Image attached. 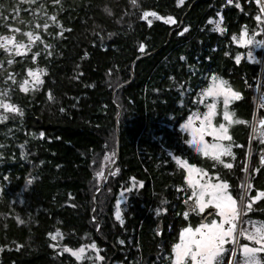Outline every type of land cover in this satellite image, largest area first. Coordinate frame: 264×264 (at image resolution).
<instances>
[{
    "label": "trees",
    "instance_id": "trees-1",
    "mask_svg": "<svg viewBox=\"0 0 264 264\" xmlns=\"http://www.w3.org/2000/svg\"><path fill=\"white\" fill-rule=\"evenodd\" d=\"M144 12L160 19H141ZM257 17L256 0H0V35L13 38L0 48V100L22 113L0 107V264H165L182 227L171 200L181 176L175 156L216 175L235 197L244 174L250 198L264 191V142L253 127L264 117V55L249 60L233 42L257 28ZM29 70L40 83L22 92ZM210 75L240 93L227 109L245 121L228 125L231 154L218 162L193 152L179 128L202 109L197 94ZM136 178L144 182L137 198ZM122 194L121 224L114 205ZM152 204L167 213L160 238ZM245 219L264 224V197ZM82 248L79 260L70 254ZM258 257L264 264V252Z\"/></svg>",
    "mask_w": 264,
    "mask_h": 264
},
{
    "label": "snow or ice",
    "instance_id": "snow-or-ice-1",
    "mask_svg": "<svg viewBox=\"0 0 264 264\" xmlns=\"http://www.w3.org/2000/svg\"><path fill=\"white\" fill-rule=\"evenodd\" d=\"M56 3H59V0H55ZM129 2L135 5L136 0H129ZM180 0H178V3ZM231 2V0H229ZM104 11L108 14H111L109 9L105 6ZM156 17V19H160V17L156 16V13L152 12H144L140 17L144 19L147 16ZM50 19H55V17H50ZM259 19V17H257ZM172 22V18L168 17L165 20V23ZM150 23V22H149ZM45 28L48 27L47 24L44 25ZM217 31L221 29L217 26ZM25 37L28 38L29 41L34 39L31 32L25 31L23 33ZM241 41L244 42L245 33L242 31L240 33ZM35 39H39V37H35ZM0 48H4L5 51L8 49L5 47V44H11L13 42V38L10 36H2L0 35ZM247 43H253V41L249 40ZM264 43V42H262ZM17 52H19L20 48L24 47L23 44H16ZM143 45L140 46L141 50H143ZM33 60H35V56H33ZM13 61L9 59L8 63L11 64ZM43 72V69L39 70ZM35 73L31 70L28 71V76H34ZM37 82L39 79L37 77ZM27 81H24L19 85L20 90L22 92L27 91L25 84ZM224 82L216 80L213 78V83L204 91V96H222L225 108H227L231 99H239L240 93L233 91L232 89L222 86ZM0 107H2L5 111H15L17 114H21L18 109L14 106L4 103L0 100ZM214 105H208V111L204 113L203 118L201 119V127L199 130L192 129L189 131V135L192 139L189 143L196 144L199 147V150L205 154L210 155L214 159L219 160L221 155H230L229 149L232 147L231 144L227 146H223L219 143L222 140H230L231 137L227 134L226 126L221 123L218 128L212 127V116L214 115ZM191 117L189 118V122L186 125H181L182 128L190 127L191 125ZM224 120H227L229 123H245L243 120H234L231 113L225 111ZM261 124H264V120L260 121ZM198 132V134H197ZM211 135L217 141L211 145L205 144L203 140L200 138L203 135ZM177 163L180 164V160L177 159ZM261 163L264 164V159L261 160ZM186 172L196 173L197 170L195 167H190L187 163L181 165ZM225 168H231V164H224ZM7 179V177H5ZM185 180L189 182V186L192 187V197L189 199H194L195 208L203 213L206 208L211 205L214 207L217 212L216 214L220 217L219 222L215 219L211 221V223H201L195 229L185 227L179 233V243H176L172 246L171 252V261L172 264H187L188 260H191V264H221V260L223 258V253L225 252L224 244L231 242L235 239L233 236L234 231V222L236 221L238 210L236 207V202L232 199L231 196L227 193L228 184L226 182H218L215 184H197L193 181H190V177L188 175L185 176ZM30 183V181H29ZM247 187L251 189L252 185L248 184ZM126 191H131V189H126ZM264 197V191H257L255 197H252V201ZM251 205H249V208ZM162 211V210H161ZM185 217L187 218L188 212H185ZM117 220L120 223H123V220L120 218V213H116ZM20 221H18L19 223ZM225 225L227 227H225ZM241 235L244 236L247 240L255 241L256 244L260 245L259 247H248L244 246L240 249L242 260L240 264H261L260 258L258 257V253L264 252V224L254 225L251 232L246 230H242L240 232ZM56 235H59V231H57ZM55 239V237H52ZM19 247V246H17ZM52 247V245H49ZM95 250L94 245H89ZM64 251L68 252L69 249L65 248ZM233 251V257L235 256V249ZM83 253V248L72 251L70 254L74 256L77 260L81 258ZM102 257L96 256L95 260L99 261ZM229 264H236L234 258H229Z\"/></svg>",
    "mask_w": 264,
    "mask_h": 264
},
{
    "label": "rangeland",
    "instance_id": "rangeland-1",
    "mask_svg": "<svg viewBox=\"0 0 264 264\" xmlns=\"http://www.w3.org/2000/svg\"><path fill=\"white\" fill-rule=\"evenodd\" d=\"M256 1H257L258 9L260 12V17H259L258 22H257V28L254 29L253 31L242 30L245 33L243 43L241 41L240 34H238L237 36H233V42L236 43V45H238L239 47L244 48V55L246 56L247 59L252 60V61L257 60L258 59V56H257L258 51H262V56L260 58V61L262 62L263 61V55H264V43H262V42H264V0H262V4L260 3L259 0H256ZM249 40L253 41V43H247V41H249ZM40 76H41L40 73H35V75L31 76V77L27 76L28 79H27V83L25 84V87L26 88H33L36 85H38V83H40V79H41ZM37 77L39 79V82H37ZM259 77L260 78H259V82H258L259 83L258 84V91H259L260 86L262 88H264L263 72H261V76H259ZM213 78H215L216 80L224 82L221 78H219L215 75L208 76L206 85L203 88H201L200 90H198V94H197V103L200 106H202V109H197V110L190 112V114H188L186 116L185 120L183 122H181L182 123L181 125H186V124H188L189 118L191 117L192 119H191L190 127L182 128L180 125L179 128L183 133H185L187 135V144L193 152H195L200 158H206V159L218 162V160L214 159L212 156L203 154L199 150L198 145L189 143V141L192 139V137L189 135V131L192 129H195V130L200 129L201 119L203 118L204 113L208 111V105H214V109H213L214 115L212 116V127L218 128L219 125L221 123H223L227 128V134H228V125H230V123L227 120H224V113H225V111L229 112V110L227 108L236 99H231L227 108H225L222 96H215V97L204 96L203 93L213 83ZM222 86L228 87L225 84V82ZM218 107H220L222 109L220 114H219V116L221 118L220 122H218L216 120L217 115H218V109H219ZM258 119H260V117H256L253 121V123L255 122L253 125L254 129H255L256 124L259 121ZM197 134H198V132H197ZM206 136L210 137V143H206V141H205ZM200 138L203 140V142L205 144H208V145H211V144L217 142L213 136L207 135V134L203 135ZM228 141L229 140H222V141H219V143L223 146H227ZM259 141L261 143L264 142V128L260 132ZM249 155H250V151L248 152V156ZM227 156L228 155H221L219 157V161H222V159L224 160V158H226ZM248 163H249V159L247 157V161L245 163V171H248V168H249ZM107 164H106V167H107ZM190 167H195L197 170H199L198 172L191 173V174L189 172H186V175H188L190 177V181H193L197 184H215L218 182H224L222 180H219L216 175L210 174L207 170L203 169L202 167H197L196 165H194V166L192 165ZM106 179L104 178V175L102 173V174L98 175L97 183L99 185L103 184ZM185 182H186L187 188L189 189L188 191L190 192V194H192V192H193L192 187L189 186V182H187L186 180H185ZM245 183H246V174H244L243 181L241 183L240 196L235 197V199H233L236 202V207H237L239 214L237 215L236 221L234 222L233 236L235 237V239L231 241V244L229 245L227 252H224L225 258H226V262H224L225 264H229V258H234V260L236 261V264H240V262L242 260L240 249L242 247H244V246L259 247L260 246V245L256 244L255 241L247 240L244 238L243 235L240 234V232L242 230H246L248 232H251L254 225H256V226L260 225V224L255 223V222L249 223L247 221V219H245V217L247 216V214L249 213V210L251 208V207L249 208V205H251V202H253L252 199L248 196L249 190L248 191L245 190ZM130 187L132 189H136V182L131 181ZM124 195L125 194L120 195V197L117 199V201H115V205H114V207H115L114 208L115 209V211H114L115 219H117L116 218L117 212H119L121 215V207H122V202H123L122 198ZM193 229H195V228H193ZM176 243H179V237H178V240ZM233 249H235V256L234 257H233V251H232ZM224 253H223V255H224ZM188 261H190V264H191V260H188ZM188 261H187V263H188ZM116 264H120V263H116Z\"/></svg>",
    "mask_w": 264,
    "mask_h": 264
},
{
    "label": "flooded vegetation",
    "instance_id": "flooded-vegetation-1",
    "mask_svg": "<svg viewBox=\"0 0 264 264\" xmlns=\"http://www.w3.org/2000/svg\"><path fill=\"white\" fill-rule=\"evenodd\" d=\"M177 159L180 160V162H181L180 164L177 163ZM174 161H175V164H176V173L181 174V176H179L180 177L179 183L177 185H174L173 187H171V188H173L175 190V193L177 195V197H172L171 200L175 204V206L178 205V208H180V209H178L179 211H178V214L176 216L177 220H179V221L176 222V223L182 225V227L178 230V236H177L176 241L173 244L171 243V245H170L169 252L166 254V258L164 260L165 264H172V261H171V256H172L171 249H172V246L174 244H176V242L178 240V237H179L180 231L183 228H185V227H190V228L198 227V225L201 224L200 221H199V217L202 214L201 212H199L195 208V204H194V199L195 198L193 197L192 199H189V197H192V194H190V192L188 191L189 189L186 186V182H185L186 171L181 166L184 163H187L190 166H192V165L194 166L196 164L195 163H189L187 161V159L179 158V156H175ZM196 166L200 167L198 165H196ZM143 184H144V182L142 180L136 178V198L139 195V192L142 189ZM226 191H227L228 195L232 197V199H235V195L230 190L229 187L227 188ZM187 201H192L193 202L194 208H195V212L192 213V214L188 213V216L186 218L184 214L187 211V208H185L184 203L187 202ZM161 204L160 205H155V204L153 205L152 204L148 208L147 214L151 216L152 221L155 223L154 224L155 227L158 224H161L162 233H163L164 232V224L167 223V221L164 219V215H166L167 213H166V210H165L164 206H161ZM208 208H213L214 212L212 213V215L208 219L205 220L204 223H210L213 219H215L217 222H219L220 217L216 214L217 210L214 207H212L211 205H209ZM208 208H206V209H208ZM178 216H179V219H178ZM225 227H227V226L225 225ZM154 232H155V229H154ZM160 237H162V236H160ZM160 237H157V238H160ZM230 244H231V242L224 244L225 252H227L228 247H229ZM111 262H112V260H111ZM224 262H226L225 253H224L223 258L221 260V264H225ZM187 264H190V261H188Z\"/></svg>",
    "mask_w": 264,
    "mask_h": 264
},
{
    "label": "water",
    "instance_id": "water-1",
    "mask_svg": "<svg viewBox=\"0 0 264 264\" xmlns=\"http://www.w3.org/2000/svg\"><path fill=\"white\" fill-rule=\"evenodd\" d=\"M147 56L149 55H146V56H143V57H140L139 59L137 60H141V59H144L146 58ZM261 100H262V107L264 109V93L261 95ZM258 123L256 124L255 126V129H254V139L257 140L259 138V135H260V132L262 131V129L264 128V124H261L260 121L261 120H264V117L261 116L260 119H258ZM205 141L206 143H210V137L209 136H206L205 137ZM116 154H115V158H114V161L111 163V165L109 166L108 170L106 171L105 175H104V178L106 179L109 175V172L113 169L114 165H115V162L116 160L118 159V146L116 148ZM250 151V145H249V148H248V152ZM264 159V151L263 149H260L259 150V153H258V158H257V161H258V166L261 168L263 167L264 164L261 163V160ZM102 188V185L100 187V189ZM184 206L185 208H187V211L189 214H192L195 212V208H194V204L192 201H187L184 203ZM214 212V209L213 208H208L206 209L199 217V221L200 223H204L206 219H208L212 213ZM161 233H162V227H161V224H158L156 227H155V234L157 237H160L161 236ZM111 260L112 259H109L107 261L106 264H110L111 263Z\"/></svg>",
    "mask_w": 264,
    "mask_h": 264
},
{
    "label": "built area",
    "instance_id": "built-area-1",
    "mask_svg": "<svg viewBox=\"0 0 264 264\" xmlns=\"http://www.w3.org/2000/svg\"><path fill=\"white\" fill-rule=\"evenodd\" d=\"M260 1V3L262 4V0H259Z\"/></svg>",
    "mask_w": 264,
    "mask_h": 264
}]
</instances>
